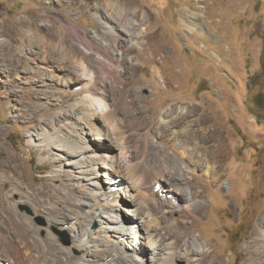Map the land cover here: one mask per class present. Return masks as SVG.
I'll return each mask as SVG.
<instances>
[{
  "label": "bare ground",
  "instance_id": "1",
  "mask_svg": "<svg viewBox=\"0 0 264 264\" xmlns=\"http://www.w3.org/2000/svg\"><path fill=\"white\" fill-rule=\"evenodd\" d=\"M90 1L79 0L101 28L89 32L85 26L60 20L58 37L44 44H57L62 55L57 51V57V52L46 46L33 50L29 45L31 48H21L23 57L10 51V58L0 68L6 73L7 86H16L22 93L16 101L23 104L24 99L30 100L35 109L31 117L55 112L28 140L40 161L53 166L50 178L58 182L52 183V198L43 204V212L51 216L45 235L27 219L34 232L30 242L33 251L22 237L7 233L3 235L6 258H0V263L176 264V259H182L189 264H209L207 246L200 236H186L205 213L206 187L222 180L220 172L231 157L228 139L218 127L205 133L201 142L196 141L199 130L177 134L175 127L193 110L181 109L175 115L168 107L158 115L160 128L151 137L140 136L134 141L127 128L137 130L140 126L144 110L138 100L143 102L142 90H128L125 81L136 77L141 65L137 56L151 50L147 40L155 39L158 31H139L148 15L126 3L101 0L91 6ZM193 9L188 10L193 18L206 19L204 7ZM27 20L23 32L35 37H23L31 44L43 35L30 18ZM162 59L163 63H155L154 77L167 85L165 56ZM11 96L9 92L8 108L16 112ZM65 103H69L66 109L62 108ZM22 114L12 117L19 119ZM179 138L181 145L175 144ZM8 159L11 169H20V155ZM198 178H205L202 194L195 184ZM161 181L167 186L158 185ZM165 187L163 195L159 189ZM123 206L128 211L123 212ZM93 223H97L95 229L91 228ZM128 226H138L139 237L133 236ZM51 228L68 231L71 245L60 243ZM197 242L203 252L197 249ZM245 251L242 264H264V212L255 217ZM235 262L236 258L229 259L228 264ZM211 264H215L213 258Z\"/></svg>",
  "mask_w": 264,
  "mask_h": 264
},
{
  "label": "rangeland",
  "instance_id": "2",
  "mask_svg": "<svg viewBox=\"0 0 264 264\" xmlns=\"http://www.w3.org/2000/svg\"><path fill=\"white\" fill-rule=\"evenodd\" d=\"M100 1L91 0V6ZM118 1L148 15V21L138 27L139 31L145 28L150 32L158 31L155 39L147 40L151 43V50L142 57L135 55L141 64L136 77L125 81L128 90H142L143 102L138 100V106L144 110L142 119L138 120V129L128 127L127 134L134 141L140 136L151 137L161 126L158 115L168 107L174 109L175 115L181 109L193 110L183 124L175 127L177 134L199 130L196 141L201 142L205 133L214 127L224 132L231 157L220 172L221 182L206 187L203 194L205 213L188 231L186 239L200 236L207 246L209 264L212 258L215 264H228L233 258H236L235 264H242L247 257L245 246L255 217L264 212V0ZM199 5L205 8L203 15L206 19L193 18L190 13L194 11L193 6ZM27 17L43 35L31 44L24 42L23 37H35L32 33L23 32ZM19 18L24 21H18ZM45 19L50 22H44ZM60 20L85 26L89 32L102 27L95 16L86 13L79 0H0V68L3 69L10 58V51L16 57H23L21 48L36 50L46 46L55 53L60 52L57 44L54 48L46 45L50 38L58 37ZM66 39L71 41L69 37ZM58 52L57 57L61 53ZM163 56L166 58L163 74L169 82L167 85L154 77L155 63H163ZM6 77L0 69L2 261L7 250L3 235L7 233L22 237L33 251L30 242L34 232L27 219L43 229L41 235H45L51 216L43 212V204L52 198V183H58L50 178L53 166L40 161L28 140L29 135L55 112L31 117L35 109L30 100L24 99L23 104L16 101L22 93L16 86H7ZM9 92L14 95L11 96V104L18 108L16 112L9 111ZM69 103L62 108L66 109ZM19 113H23L21 118L12 117ZM180 143L181 138L175 141L177 145ZM15 154L22 158L18 161V170L8 165V158ZM161 184L167 186L165 181L158 183ZM195 184L202 194L201 184L206 185L205 178H198ZM167 188H160V193L164 195ZM31 206L38 212L35 213ZM122 208L123 212L128 211L126 206ZM96 227L97 223L91 225L93 229ZM51 231L60 243L71 245L72 237L68 231L56 228H51ZM183 242L182 236L180 247ZM197 249L204 251L198 242ZM181 260L176 259V264H189Z\"/></svg>",
  "mask_w": 264,
  "mask_h": 264
}]
</instances>
